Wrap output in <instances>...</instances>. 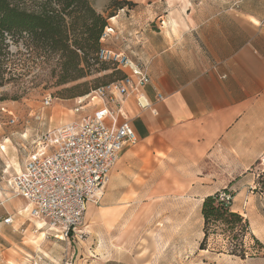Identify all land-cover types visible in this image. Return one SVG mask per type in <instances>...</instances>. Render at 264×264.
Instances as JSON below:
<instances>
[{
  "label": "crops",
  "instance_id": "1",
  "mask_svg": "<svg viewBox=\"0 0 264 264\" xmlns=\"http://www.w3.org/2000/svg\"><path fill=\"white\" fill-rule=\"evenodd\" d=\"M107 26L113 32L101 45L145 64L149 76L151 109L124 102L137 141L104 188L101 216L108 221L125 204L127 238L146 215L130 205L187 200L201 211L205 197L237 186L264 157V0H139ZM26 158L10 160L20 171ZM224 257L223 264H264V253Z\"/></svg>",
  "mask_w": 264,
  "mask_h": 264
},
{
  "label": "rangeland",
  "instance_id": "2",
  "mask_svg": "<svg viewBox=\"0 0 264 264\" xmlns=\"http://www.w3.org/2000/svg\"><path fill=\"white\" fill-rule=\"evenodd\" d=\"M89 1L95 11L103 9L108 19L118 11L110 9L112 5L126 1L129 3L123 8L134 9L139 0ZM62 62L56 53L22 43L10 44L0 59L4 78L0 86V147L6 149V154L0 149V222L13 217L12 225L0 224V264H223L220 260L232 257L231 252L245 258L263 253L252 236L263 245L264 196L255 188L264 171V157L226 193L232 198L231 209L248 216L251 224L243 217L248 232L219 227L209 236L206 250H199L201 211L196 202L187 200L130 205L131 211L146 215L130 229L127 238L123 236L128 230L126 220L120 219L125 204L115 205L117 213L108 221L101 216L105 189L100 203L92 206L90 217L86 212L76 237H61L41 220L30 218L26 202L15 197L8 185L14 175L12 155L21 162L34 151V142L41 134L74 119L71 110L75 98L123 76L116 66L99 64L86 68V77L62 84V79L75 75L73 67L65 70ZM48 96L52 102L45 108L42 101ZM252 229L258 237L252 235Z\"/></svg>",
  "mask_w": 264,
  "mask_h": 264
},
{
  "label": "built area",
  "instance_id": "3",
  "mask_svg": "<svg viewBox=\"0 0 264 264\" xmlns=\"http://www.w3.org/2000/svg\"><path fill=\"white\" fill-rule=\"evenodd\" d=\"M112 32L104 28L96 60L116 66L123 77L75 98L74 119L41 134L22 169L8 180L12 194L26 202L28 216L66 239L80 232L87 205L100 203L111 169L125 146L137 141L124 102L132 98L140 110L151 109L144 93L149 83L147 66L103 47L101 42ZM156 98L163 100L160 94ZM51 102L48 96L42 104L48 108ZM220 200L232 198L223 193ZM12 223V216L0 222Z\"/></svg>",
  "mask_w": 264,
  "mask_h": 264
},
{
  "label": "trees",
  "instance_id": "4",
  "mask_svg": "<svg viewBox=\"0 0 264 264\" xmlns=\"http://www.w3.org/2000/svg\"><path fill=\"white\" fill-rule=\"evenodd\" d=\"M128 3L122 1L110 9L119 10ZM108 19L95 11L89 0H0V59L7 54L10 44L31 45L58 54L65 70L68 66L73 67L75 75L62 79V84L82 79L87 76L86 68L106 64L96 60V53ZM2 74L0 70V86L4 81ZM227 192L223 190L207 196L202 202L203 237L199 250H206L209 236L219 227H224L225 231L248 232L247 221L232 211L231 201L220 200V195ZM255 192L264 196V171L258 176ZM252 239L264 253V246L253 236ZM229 254L245 258L244 254Z\"/></svg>",
  "mask_w": 264,
  "mask_h": 264
},
{
  "label": "bare ground",
  "instance_id": "5",
  "mask_svg": "<svg viewBox=\"0 0 264 264\" xmlns=\"http://www.w3.org/2000/svg\"><path fill=\"white\" fill-rule=\"evenodd\" d=\"M1 150H2V148H0ZM3 150H4V154H6V149L3 147ZM13 165L16 167V170L18 171V167L16 166V163L15 162H13ZM20 214V213H19ZM34 221V220H33ZM37 223V222H36ZM39 223H40V221H39Z\"/></svg>",
  "mask_w": 264,
  "mask_h": 264
}]
</instances>
